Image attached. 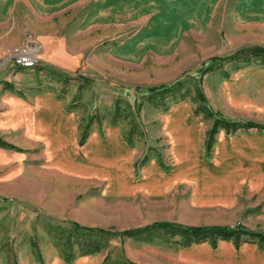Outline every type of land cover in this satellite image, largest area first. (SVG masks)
Returning <instances> with one entry per match:
<instances>
[{"label": "rangeland", "instance_id": "374dc122", "mask_svg": "<svg viewBox=\"0 0 264 264\" xmlns=\"http://www.w3.org/2000/svg\"><path fill=\"white\" fill-rule=\"evenodd\" d=\"M27 44L39 60L31 69L16 70L10 68L14 66L10 61L5 63L8 68L0 72V87L24 100L39 92L51 93L65 110L80 116V129L87 124L88 130L111 124L112 118L107 117L113 109L114 115L116 102L122 109L128 103L130 114L127 109L123 112L128 120L121 116L116 122L127 131L130 126L126 123L132 122L137 137L139 124L133 113L149 93L133 89L171 83L183 73L182 92L189 91L188 95L182 99L157 96L161 110L187 102L193 115L200 106L198 89L207 105L226 120L264 126V90L246 84L251 88V100L238 102L228 100L223 85L234 74L235 65L228 60L232 53L251 46L264 47V0H0V60ZM213 57L227 60L201 74L202 64ZM243 68L264 69V65ZM162 148L171 163L169 146ZM16 165L4 173L7 167L0 162V174H5L1 181L8 182V175L10 180L16 179L0 193L8 198H28L40 209L14 199L0 200L1 264L62 261L49 227L63 219L118 230L151 222L195 227L240 224L264 230V185L251 189V193L245 188L239 190L234 202L228 199V190L224 200L217 197L222 192L218 188L221 184L199 187L198 175L192 178L197 179L192 187L187 181L170 189L134 183L122 187L115 180L103 178L105 173L91 176L82 172L84 175L78 177L83 179L78 181L57 172L37 173L25 162ZM22 169L28 170L23 174ZM69 169L63 166L64 171ZM12 170H16L15 175ZM132 176L133 182L138 181V175ZM163 241L161 234L154 243L116 240L100 253L78 257L73 263L101 264L110 254L112 264H122V251L136 264H229L226 262L232 256L226 246L230 243L240 260L245 243L221 240L214 246L204 242L207 244L186 247Z\"/></svg>", "mask_w": 264, "mask_h": 264}, {"label": "crops", "instance_id": "0c3cea01", "mask_svg": "<svg viewBox=\"0 0 264 264\" xmlns=\"http://www.w3.org/2000/svg\"><path fill=\"white\" fill-rule=\"evenodd\" d=\"M7 66L0 69V72L8 68ZM10 68L20 69L15 66ZM233 73L230 80L223 82L228 93V100L240 102L248 99L250 102L251 97L248 95L251 94V88H248L246 84L256 90L259 88L260 91L264 90V69L241 68L234 70ZM64 106L49 92H39L24 100L14 92L0 87V140L11 146V148L0 146V162L4 161L7 167L4 173L13 169L12 167L17 163L25 162L29 165L27 167L30 169L33 167L31 170L37 173L57 172L62 177L78 181L83 179L78 177V175H84L82 172L91 176L105 173L103 178L108 182L115 180L120 185L124 184L128 187L134 183L138 186L163 189L176 187L182 181H187L192 187L195 180L197 181L192 178L198 175L199 187L203 184L205 186L221 184L218 188L222 192L217 197L224 200L225 190H228V199L234 202L239 190L245 188L251 193V189L264 185V131L249 129L227 134L224 130H219L214 137L211 149L207 152L203 150L205 134L211 128L212 120H202V116L201 119L194 114L193 116L191 106L187 102H179L168 110H161L153 103L142 102L139 104L140 118H138L137 128L139 135L134 136L135 132L129 138L131 144L126 141V134L131 130V125L126 123L130 126L127 131L125 126L121 125L122 123L117 122L116 125H112L111 122V124L106 123L101 129L93 127L88 130V136L84 144L80 146L81 130L78 123L80 116L74 111L65 110ZM208 107L213 113L219 115L212 107L209 105ZM227 108L234 112L233 107ZM113 110L109 112L107 118H112ZM81 127L84 129L83 126ZM36 138L39 141H36ZM15 141H18V144ZM163 146H169L171 163L166 160V155L162 152ZM48 165L55 166L58 170L49 169ZM63 166L71 169L64 171ZM25 170H21L23 174ZM14 172L16 170H12L11 174L15 175ZM134 174L138 175L136 182H133ZM4 175L0 174V189L16 180L15 178L10 180L8 175L6 177L8 182L1 181ZM93 182H95L94 179ZM98 182L102 181L98 180ZM124 188L127 189V187ZM6 199H14L25 205L39 208L28 198H8L0 193V200L6 201ZM203 199L206 200V196ZM222 205L225 206V204ZM34 211L38 210L34 209ZM261 214V217H264V211ZM249 230L264 232V230L250 228ZM116 240L122 242L124 239ZM222 246L226 245L222 244ZM241 246L240 260L234 256L235 248L231 247L230 243L226 246V250L232 256L231 261L226 263L264 264V249L249 242ZM17 264L34 263L22 261ZM50 264L68 263L55 260ZM70 264L79 263L77 261Z\"/></svg>", "mask_w": 264, "mask_h": 264}, {"label": "trees", "instance_id": "16d2710c", "mask_svg": "<svg viewBox=\"0 0 264 264\" xmlns=\"http://www.w3.org/2000/svg\"><path fill=\"white\" fill-rule=\"evenodd\" d=\"M227 60L224 57H213L202 64L201 74L209 73L212 70V65L221 63ZM228 60L235 65V70L246 67L250 64H262L264 65V47L262 46H251L246 48H241L234 53H232ZM208 63L211 64L207 65ZM42 69V67L40 68ZM186 73H183L176 81L167 84H161L158 86H153L150 88H138L134 89L139 93L148 92L149 95L145 97L146 102L153 103L154 106H160L157 101V96L163 99L166 96H171L174 99L179 96V98H184L188 95L189 91L183 93L184 82L182 77ZM86 82V81H85ZM196 98L200 102L199 108L194 110L195 115H202L205 120H213L211 128L205 134V149L208 152L214 141L215 135L219 130H224L227 134H234L237 131H246L249 129H255L257 131H264V126L252 122H242V121H230L226 120L219 115L213 113L204 98V95L196 90ZM116 102V107L114 115L112 116V125L117 124V119L121 117L123 120H128L123 112L127 109L128 114H130V106L126 103V108L122 109ZM139 106H137L136 111L133 116L136 121H138ZM133 121V120H131ZM131 130L126 134L128 141L135 133V127L132 122ZM89 125H85L84 129H80V139L79 145L82 146L88 136ZM131 144V143H130ZM0 146H5L11 148V146L0 140ZM50 230L52 232L51 239L52 244L59 251V255L65 263H72L78 257L91 256L100 253L102 250L107 249L113 241L119 239L120 241L128 238L133 241H138L142 243H154L157 239L158 234L164 238L163 242H171L176 245L190 246L192 244H202L204 242H209L211 245H215L216 242L221 240H231L233 243L238 245L240 242L254 243L259 246V248L264 249V232L261 231H251L244 228L242 225L237 224L235 227L229 226H185L178 223L169 222H155L142 227L130 228L125 230H117L113 228H97V227H87L82 226L77 222L64 220L55 224L50 225ZM169 237V238H168ZM169 240V241H167ZM120 255L123 258L122 264H136L128 260L123 252ZM38 256L39 252H38ZM112 255L108 254L105 256L101 264H112ZM9 264V263H7ZM12 264H17L13 262Z\"/></svg>", "mask_w": 264, "mask_h": 264}, {"label": "built area", "instance_id": "2783aa9c", "mask_svg": "<svg viewBox=\"0 0 264 264\" xmlns=\"http://www.w3.org/2000/svg\"><path fill=\"white\" fill-rule=\"evenodd\" d=\"M28 45L29 44L25 45L23 48H20V49L18 48L13 49L6 56L5 59H1L0 69L5 63L9 61L13 63L15 67H18V68L28 69V68H32L33 66H35V64L37 63L39 59L36 57L37 53L35 54H32L31 52L27 53V50L29 49Z\"/></svg>", "mask_w": 264, "mask_h": 264}, {"label": "bare ground", "instance_id": "6f19581e", "mask_svg": "<svg viewBox=\"0 0 264 264\" xmlns=\"http://www.w3.org/2000/svg\"><path fill=\"white\" fill-rule=\"evenodd\" d=\"M28 52L29 53L31 52L32 54H35V51L32 49V46L31 45L29 46V49L27 50V53Z\"/></svg>", "mask_w": 264, "mask_h": 264}]
</instances>
